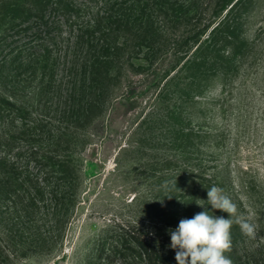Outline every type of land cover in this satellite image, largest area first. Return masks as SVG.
Segmentation results:
<instances>
[{
    "label": "rangeland",
    "instance_id": "374dc122",
    "mask_svg": "<svg viewBox=\"0 0 264 264\" xmlns=\"http://www.w3.org/2000/svg\"><path fill=\"white\" fill-rule=\"evenodd\" d=\"M30 1L22 0L21 10ZM134 1L63 0L66 10L54 11L57 0H50L42 15L0 7V94L17 105L0 121V160L6 164L0 167V264H142L126 249L129 243L121 248L120 225L151 230L158 224L166 232L204 210L186 203V187L177 197L159 193L162 183L146 165L149 156L120 153L151 135L147 126L139 128L138 117L153 109L155 73L144 80L128 72L106 101H99L94 88L90 65L106 46L104 27L115 15L136 12ZM250 13L245 34L254 52L225 88L217 81L209 86V104L190 120L207 133L198 147L189 148L198 166H180L195 174L201 167L254 224L251 237L233 224L225 253L232 264H264V0ZM135 56L137 65L145 64L144 55ZM90 100L103 106V114L79 129L77 120L82 122ZM64 131L70 132L67 154L78 171L77 182L69 180L68 187L45 160L56 154ZM161 132L156 137H163ZM35 153L48 166L36 164ZM57 189L67 192L64 202ZM196 201L211 209L204 198ZM209 214L228 216L221 210Z\"/></svg>",
    "mask_w": 264,
    "mask_h": 264
},
{
    "label": "trees",
    "instance_id": "16d2710c",
    "mask_svg": "<svg viewBox=\"0 0 264 264\" xmlns=\"http://www.w3.org/2000/svg\"><path fill=\"white\" fill-rule=\"evenodd\" d=\"M21 1L1 2L0 7L17 15L32 12L42 15L50 2L31 0L23 11ZM258 1L198 0L179 4L170 0H135L134 3L139 5L136 12L115 15L108 27H104L106 46L102 48L99 61L90 65L94 88H99V101L109 99L128 77V72L140 75L144 80L155 73L152 85L157 94L152 101L153 109L144 118L142 114L138 117L139 128L147 126L151 135H145L136 146L121 148L120 153L149 156L146 165L152 177L162 183L158 192L166 197H177V191L186 187L182 195L187 204H194L199 198L208 199L207 188L214 184L204 177L201 167L196 168L200 172L196 174L180 167H189L190 163L198 166L193 162L195 154L190 157L189 148L198 147L207 135L200 127L193 128L190 120L192 115L209 104L207 93L211 83L217 81L225 88L228 81L239 76L247 57L254 52L245 31L253 17L250 12ZM54 5V11L66 10L63 0H57ZM137 54L145 56V64L134 62ZM91 100L82 122L77 120L79 129L87 127L103 114V106ZM16 108L11 98L0 94V121L9 118ZM159 129L163 135L159 136L161 138L156 137ZM71 145L70 132L64 131L55 144L56 154L45 158L47 163L57 167L55 172L62 175L57 180L66 185L64 187H68L70 181L78 180L71 152L67 154ZM185 153L189 157H184ZM37 155L34 154L33 161L40 166H48L44 159L36 158ZM4 165L5 161L0 160V167ZM197 178L207 183L205 188ZM218 187L223 189L221 185ZM54 193L60 194L64 202L67 192L57 189ZM54 193V200H60ZM73 194L65 202L68 207ZM152 201L154 203V199ZM119 230L121 248L129 243L127 247L130 248L126 249L133 252V257L139 258L142 264H173L177 261L176 250L169 247V231L164 232L163 226L155 224L147 230L142 226L120 225Z\"/></svg>",
    "mask_w": 264,
    "mask_h": 264
},
{
    "label": "clouds",
    "instance_id": "9594fccd",
    "mask_svg": "<svg viewBox=\"0 0 264 264\" xmlns=\"http://www.w3.org/2000/svg\"><path fill=\"white\" fill-rule=\"evenodd\" d=\"M207 197L211 210H221L228 216L210 215L209 208L196 201L204 210L181 219L177 227L169 229V247L176 250L177 264H232L225 253L231 248L233 224L239 225L245 236L254 234V224L238 213L236 204L221 188L216 185L207 188Z\"/></svg>",
    "mask_w": 264,
    "mask_h": 264
}]
</instances>
